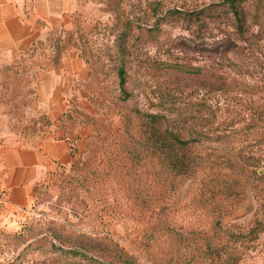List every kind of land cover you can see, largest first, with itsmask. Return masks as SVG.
Returning <instances> with one entry per match:
<instances>
[{
	"label": "rangeland",
	"instance_id": "obj_1",
	"mask_svg": "<svg viewBox=\"0 0 264 264\" xmlns=\"http://www.w3.org/2000/svg\"><path fill=\"white\" fill-rule=\"evenodd\" d=\"M225 1L70 0L71 21L51 30L49 43L89 67L79 86L91 112L71 104L64 113L66 133L78 134L86 124L93 130L81 151L80 136V162L58 166L54 177L39 182L29 206L7 212L0 193V264H72L83 254L112 264H224L229 256L241 258L238 264H264V232L256 238L254 224L262 211L254 192L238 187L228 205L225 195L200 190L203 179L232 180L246 165L264 171V4L234 0L252 14L244 29L231 14L203 17L202 28L160 19L172 9L210 5L219 13ZM24 9L33 20L32 0H25ZM156 24L164 32L151 41L146 30ZM167 63L201 67L210 78H188ZM121 68L143 84L134 101L118 99ZM36 79L37 70L25 62L3 70L0 105L9 139L23 144L36 145L51 125L36 101ZM225 82L243 91L225 90ZM135 106L171 123L181 115L208 116L211 124L194 142L197 150L225 153L235 167L197 170L189 178L169 176L143 149L132 163L122 159L114 140ZM251 144L252 150L245 147ZM62 178L66 188L77 185V197L61 192ZM245 230L251 232L243 236Z\"/></svg>",
	"mask_w": 264,
	"mask_h": 264
},
{
	"label": "crops",
	"instance_id": "obj_2",
	"mask_svg": "<svg viewBox=\"0 0 264 264\" xmlns=\"http://www.w3.org/2000/svg\"><path fill=\"white\" fill-rule=\"evenodd\" d=\"M32 2L33 20L27 17L25 0H0V69L25 62L37 70L36 101L51 120V125L36 145L13 141L9 139L6 116L0 105V193L7 212L29 206L33 189L39 182L55 172L58 166L72 162L70 143L61 137L64 131L60 128L61 118L71 104L91 112L84 86H79L89 75V67L83 59L68 54L56 64L51 54L43 53L41 49L32 56L29 53L39 41H47L51 30L69 25L70 0ZM38 21L44 25L39 26ZM92 130L90 124L79 128L78 134L82 137L79 151Z\"/></svg>",
	"mask_w": 264,
	"mask_h": 264
},
{
	"label": "trees",
	"instance_id": "obj_3",
	"mask_svg": "<svg viewBox=\"0 0 264 264\" xmlns=\"http://www.w3.org/2000/svg\"><path fill=\"white\" fill-rule=\"evenodd\" d=\"M258 5L262 6L264 0H254ZM242 4V1H239ZM239 4V5H240ZM237 5L234 0H226L221 3L220 6L223 11L217 13L215 12L216 5H210L206 8L196 9V10H183V9H172L167 12L166 15L161 17V21L173 22L178 24L180 22L188 23L189 26L198 24L201 28L204 23L201 21L203 17H208L214 20H220L223 16L228 17L230 14L232 17V23L236 25L239 29H244V25L247 22L248 15L251 17V12L245 11L242 6ZM226 10V11H225ZM39 26H43L44 23L41 21L37 22ZM162 27L156 24L153 28L147 29V37L151 41L160 40L163 34ZM51 34V33H50ZM49 34V36H50ZM47 41H39L35 44L29 51L30 55H34L39 49L43 53H50L53 57V61L56 64H60L64 57L61 52V47L55 44L49 43L51 37ZM165 67H169L174 72L180 75L188 76V78L194 79H209L208 71L197 66H193L187 63H177L169 64L167 63ZM5 67L0 69V101H4L2 89L4 85L2 84V75ZM17 72H13L14 77H16ZM119 80L120 89L118 94V99L123 102L134 101L135 92L137 89H143V84H141L140 79L132 77L124 68L119 70ZM225 90L241 92V89L236 84L232 82L224 83ZM220 89L223 86L219 87ZM65 114L61 118L60 128L64 130V134L61 136L70 143V152L73 159L76 161L73 166L80 162L77 158V144L80 140V135L73 133H66L65 124ZM82 123V122H80ZM123 127L121 128V133L115 138L114 143L117 153H120L122 159H126L130 163L137 159V153L140 150H146L151 152L159 161L161 166L168 172L169 176L184 175L186 177H192L195 171L205 170V169H218L223 167H235L236 163L233 158L225 153H200L194 142L198 139L200 129H203L211 124L208 116H179L174 120L173 123L159 114H151L142 112L137 106L132 108V117L123 121ZM28 144V143H24ZM249 150L253 149V146L246 145ZM241 158H246V150L241 152ZM259 164H250V166H244V170L248 171V174L243 172H237V176L232 180L220 178L219 181H210L205 178L201 181L200 190L201 194L211 193L213 196L219 194L225 195V200L228 205H232L231 199H236V193L238 187L241 189H251L257 199L259 200V210L262 212L257 215L254 220V224L257 227V236L264 232V171L260 172L256 169ZM236 171V169H235ZM55 172L52 173L54 177ZM73 182L75 183L78 178L73 177ZM65 178L60 180L61 192H67L69 199L72 200L74 197L79 195V189L77 185L66 188L64 184ZM216 198V197H215ZM253 226L250 230H252ZM253 231V230H252ZM251 232V231H250ZM248 231L242 232V235H247L250 233ZM255 238V239H256ZM241 258L232 259L231 256L224 260V264H238ZM72 264H112L103 258H89L86 254H83V258H78L76 262Z\"/></svg>",
	"mask_w": 264,
	"mask_h": 264
}]
</instances>
